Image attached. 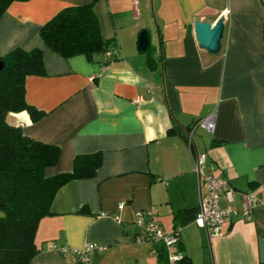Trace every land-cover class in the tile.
<instances>
[{
	"label": "crops",
	"instance_id": "0c3cea01",
	"mask_svg": "<svg viewBox=\"0 0 264 264\" xmlns=\"http://www.w3.org/2000/svg\"><path fill=\"white\" fill-rule=\"evenodd\" d=\"M87 3L109 60L103 53L64 57L39 35L58 10ZM196 16H224L216 53L198 46ZM17 47L42 49L45 74L24 80L26 101L42 115L32 120L20 110L7 120L59 147L45 176L71 171L78 154L101 157L92 176L57 189L37 225L30 264H66L74 255L62 246L88 242L102 248L86 263L166 264L163 248L152 253L153 243L137 242L129 227L135 211L148 209L166 231L181 227L177 248L190 264H264V0H13L0 15V55ZM210 112L213 131H188ZM203 151L230 182L238 211L220 235L193 222L199 190L192 162Z\"/></svg>",
	"mask_w": 264,
	"mask_h": 264
},
{
	"label": "trees",
	"instance_id": "16d2710c",
	"mask_svg": "<svg viewBox=\"0 0 264 264\" xmlns=\"http://www.w3.org/2000/svg\"><path fill=\"white\" fill-rule=\"evenodd\" d=\"M11 1L0 0V15ZM39 35L64 57L84 54L92 59L108 49L91 3L64 6L41 25ZM0 62V264H30L38 251L37 225L50 213L57 189L71 179L92 176L101 157L98 152L78 154L71 171L45 176V168L58 159L59 147L24 135L19 125L7 120L8 113L20 110L32 120L42 115L24 97L25 77L45 74L42 49L17 47L0 55ZM184 264H190L186 256Z\"/></svg>",
	"mask_w": 264,
	"mask_h": 264
},
{
	"label": "built area",
	"instance_id": "2783aa9c",
	"mask_svg": "<svg viewBox=\"0 0 264 264\" xmlns=\"http://www.w3.org/2000/svg\"><path fill=\"white\" fill-rule=\"evenodd\" d=\"M131 1L133 4L137 3V0ZM103 56L104 60H109L112 58V50L106 49ZM196 125L213 131L215 128V113L210 112L206 116L197 119L188 131L192 130ZM188 131L187 134L190 136ZM192 166L198 176L199 190L198 209L193 222L198 227L204 228L208 236L220 235L222 224L228 223L238 213L237 209L231 205L232 188L230 182L225 176L217 175L213 168L208 165L207 152L205 151L197 152L194 155ZM222 195L227 200L226 204L221 203ZM250 196H252L250 192L246 193L241 205L245 213H248L250 209L248 201ZM122 206L123 204L120 203L119 207ZM129 227L135 233L137 242L153 243L152 253H157L158 247H162L166 264H184L185 255L177 248L180 226H175L171 231H166L156 221L153 212L148 209L135 211ZM101 248L102 246L94 242H88L79 248L62 246L64 251L69 249L74 255L71 261L66 264H71L76 260L88 262L90 253Z\"/></svg>",
	"mask_w": 264,
	"mask_h": 264
},
{
	"label": "water",
	"instance_id": "95a60500",
	"mask_svg": "<svg viewBox=\"0 0 264 264\" xmlns=\"http://www.w3.org/2000/svg\"><path fill=\"white\" fill-rule=\"evenodd\" d=\"M194 35L199 47L207 52L216 53L222 44L225 31L224 16H220L215 21L196 16L193 21ZM147 31L142 30L138 37V46L144 49L147 46ZM2 63L0 62V67ZM0 212V216H2Z\"/></svg>",
	"mask_w": 264,
	"mask_h": 264
}]
</instances>
